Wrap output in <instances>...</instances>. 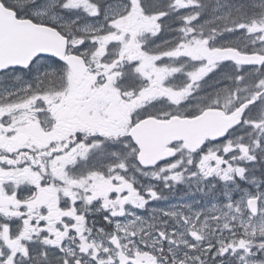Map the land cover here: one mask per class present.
I'll use <instances>...</instances> for the list:
<instances>
[{
  "label": "snow or ice",
  "instance_id": "1",
  "mask_svg": "<svg viewBox=\"0 0 264 264\" xmlns=\"http://www.w3.org/2000/svg\"><path fill=\"white\" fill-rule=\"evenodd\" d=\"M0 264H264V0H0Z\"/></svg>",
  "mask_w": 264,
  "mask_h": 264
}]
</instances>
